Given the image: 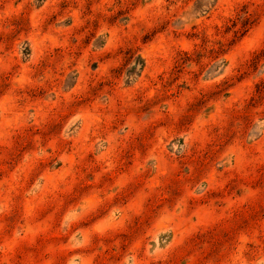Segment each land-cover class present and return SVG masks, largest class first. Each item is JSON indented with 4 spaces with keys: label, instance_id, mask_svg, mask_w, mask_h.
Returning a JSON list of instances; mask_svg holds the SVG:
<instances>
[{
    "label": "rangeland",
    "instance_id": "374dc122",
    "mask_svg": "<svg viewBox=\"0 0 264 264\" xmlns=\"http://www.w3.org/2000/svg\"><path fill=\"white\" fill-rule=\"evenodd\" d=\"M0 264H264V0H0Z\"/></svg>",
    "mask_w": 264,
    "mask_h": 264
}]
</instances>
